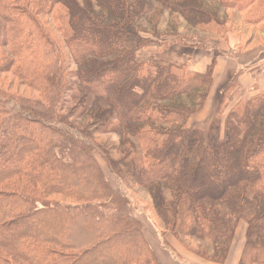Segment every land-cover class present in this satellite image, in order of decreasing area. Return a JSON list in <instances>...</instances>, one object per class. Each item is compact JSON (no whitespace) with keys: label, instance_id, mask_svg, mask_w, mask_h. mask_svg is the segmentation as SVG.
<instances>
[{"label":"trees","instance_id":"obj_1","mask_svg":"<svg viewBox=\"0 0 264 264\" xmlns=\"http://www.w3.org/2000/svg\"><path fill=\"white\" fill-rule=\"evenodd\" d=\"M258 31L264 0H0V264H157L96 150L159 229L207 247L191 252L224 263L244 221L238 264H264V92L202 132L211 67L136 60L140 33L241 49Z\"/></svg>","mask_w":264,"mask_h":264},{"label":"rangeland","instance_id":"obj_2","mask_svg":"<svg viewBox=\"0 0 264 264\" xmlns=\"http://www.w3.org/2000/svg\"><path fill=\"white\" fill-rule=\"evenodd\" d=\"M138 36H140L142 39H147L146 41L148 42L144 44L142 48L136 51V60L143 62L145 61L151 62L152 64L186 66L189 72L190 70L188 69L187 66L193 60V57L196 54V52L211 50L208 49V47H217V44L214 41H207L203 43L204 45L201 44L204 46V48H197L191 46L187 41L175 40L177 42L176 44L171 43L173 42V40H171L167 36H163L158 39H155L146 33H140ZM164 40H171V41L168 43H164ZM242 40H245V38H243ZM136 43L137 41L135 39H130L128 41V47L133 48ZM224 88L225 86H222L218 89L213 88V90L210 93H208V97L204 102L203 106L190 116L188 121L189 128L205 132L211 122V119L215 111L217 110L219 103L223 101L222 107L224 108L226 107V109L224 110L223 108H221L223 114L221 116V123L219 126V133L220 135H222L225 115L229 110V108L233 105V103L237 101V99L239 98L238 91H236V89L234 88L226 92L224 95L221 94ZM106 139L107 138H103L102 140H106ZM108 140H110L111 143L113 144L116 143L117 138L112 137L111 139L108 138ZM94 157L98 162L110 186L115 191H121V192L124 191L128 196L130 215L140 223L143 237L146 241L147 246L150 248V250L156 257L157 264L160 263L158 257L152 250L153 247L158 248L161 256L163 257L162 258L163 263L161 262V264H195V262H193L194 260L191 259H200L205 262H210L202 259L201 257L197 256L188 249V246L192 249L195 248L206 249L207 247L205 244L196 241H186V242L182 241L183 242L182 243L178 241L174 236H172L169 232L159 229V227L156 226V222L152 213H150L146 208L145 196L142 194H138L137 196H134L130 192H127L123 184L109 173L106 167L105 160L99 151L96 150L94 152ZM238 227L239 229L240 227H246L247 229L246 223L244 221H240L236 224L234 235ZM246 229H245V234H246ZM245 234L244 237L243 235H241V238L245 239ZM234 235L230 247L232 246V243L234 241ZM210 263H215V262H210ZM215 264H220V263H215Z\"/></svg>","mask_w":264,"mask_h":264},{"label":"crops","instance_id":"obj_3","mask_svg":"<svg viewBox=\"0 0 264 264\" xmlns=\"http://www.w3.org/2000/svg\"><path fill=\"white\" fill-rule=\"evenodd\" d=\"M251 34H253V39L244 43L241 49H238L240 42L237 36L229 32L225 40L215 42L216 52L214 50L196 52L187 67L191 73L197 75L204 74L211 67L209 93L213 88L226 86L234 80L238 85L239 98L264 92V33L258 31ZM251 34L247 32L244 36ZM245 229L246 227L236 229L234 241L223 264H238L244 248L245 239L241 238V235L244 237ZM152 250L161 264L163 257L160 251L154 247ZM191 260H194L195 264H215L200 259Z\"/></svg>","mask_w":264,"mask_h":264}]
</instances>
